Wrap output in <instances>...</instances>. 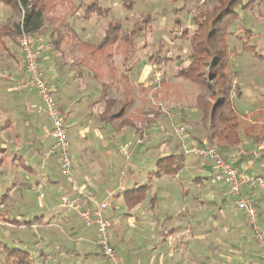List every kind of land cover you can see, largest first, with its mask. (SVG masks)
<instances>
[{
  "label": "crops",
  "instance_id": "1",
  "mask_svg": "<svg viewBox=\"0 0 264 264\" xmlns=\"http://www.w3.org/2000/svg\"><path fill=\"white\" fill-rule=\"evenodd\" d=\"M81 17V22L93 19L84 20V12ZM65 20V26L69 28L68 43L65 44L69 48L65 46L67 54L59 53L64 56V60L56 58L58 49L51 51L58 48V45L54 47L52 40L51 44L44 41L40 64L67 129L71 176L61 174L54 157L44 156L53 142L50 125L41 100L25 84L23 58L19 52L18 55L14 53L16 58L13 54L8 57L10 60L7 68L14 79L21 82V86L0 79V197L3 196L0 200V248L6 250L9 245H14L27 253L25 244L29 242L33 244L34 250L35 244H40L41 250H36L42 264H84L95 253L108 264L101 251L96 249V226H85L77 212L60 207V199L66 197L69 204L79 206L81 211L92 210L94 205L85 199L86 196H94L96 202L101 203L109 190H118L102 215L109 225L110 245L120 264H264L262 250L246 218L234 207L233 198L225 192V188L214 183L211 164L183 156L171 134L160 131L164 122L158 118L155 121L148 119L158 114L154 108L157 103L162 104L163 101L174 105L175 99L172 102L167 100L168 93L165 92L168 90L170 95L173 94L168 80L172 67L169 65L173 63L158 68L162 77L159 80L160 89L164 88V92L155 91L152 103L148 96L149 103L147 101L144 105L141 95L134 91L133 104L141 112L135 119L130 118L131 114H126L133 126H125L120 119V126L114 127L113 123L117 120L113 123L102 121V118L105 120L102 115L105 110L102 106L106 107L105 99L114 100L108 93H104L109 89L102 78L88 73L83 77L81 72L76 74L79 78H72L75 75L71 74V67L76 64L73 56L84 49L88 52L100 50L95 45L102 36L96 37L95 30L82 28L84 22L80 25L79 36V25L72 29L69 18ZM43 27L47 28L45 25ZM93 35L96 43L89 41ZM114 47L118 49V45ZM125 50L127 48L120 52ZM146 64L138 69L141 80L137 78L136 81L140 84L141 81H147L145 85H148V70L152 69L148 67V61ZM174 64L177 67L179 62ZM174 69L176 71L177 68ZM124 74L131 76L129 72H122L121 76ZM170 77L172 79V75ZM133 86L140 87L137 84ZM123 94L121 88L117 99L123 98ZM124 99L128 102L127 98ZM139 105H143L142 108ZM117 111L115 108L112 110ZM239 118L245 119L241 116ZM141 121L149 124L147 135H142H145L144 139L149 137L144 150L141 144L133 142L140 131ZM189 127L186 124L179 126L183 129L179 136L184 141L197 143L186 133ZM256 137L245 136L243 143L253 148V145L259 144ZM243 143L238 146L241 147ZM120 148L125 149L126 155L119 151ZM118 156L123 161L119 162ZM166 156L177 158V168L174 167L177 171L153 176L158 160ZM245 156L240 158L239 163L234 162L241 169L253 160L251 156ZM138 161L143 166H155V170L148 174L149 183L141 184L133 178V185L128 188L126 172L121 171L118 180L116 167L121 164L126 169ZM253 173L263 176L264 169L260 174L254 167ZM143 185H149L146 200L137 208L127 211L122 195L127 190ZM214 188L218 192H225L222 198L219 193L215 195ZM214 195L220 198L219 202L218 198L213 200ZM252 197L257 205L259 223L264 224V190L253 193ZM12 220L28 222L29 225H16ZM31 236L35 238L32 242L29 241ZM5 257L8 263L13 259L7 254Z\"/></svg>",
  "mask_w": 264,
  "mask_h": 264
},
{
  "label": "rangeland",
  "instance_id": "2",
  "mask_svg": "<svg viewBox=\"0 0 264 264\" xmlns=\"http://www.w3.org/2000/svg\"><path fill=\"white\" fill-rule=\"evenodd\" d=\"M203 1L207 0H132L131 10H127L123 6V0H100V2H92V0H45L44 25L47 28H44L38 34L42 36L41 43H43V45L44 41L46 44L49 42V44H51L50 37L52 35L57 34L60 36V46H62L63 49L58 46L55 56L59 60H64V56H61L59 53L63 52V54H67L66 48H69L68 45L65 44L66 42L68 43L69 37V28L65 26V23H67L65 20L66 17L69 18L68 22L72 29H76L79 25L78 35L81 36V33H79L81 31L80 27L82 26L81 23L84 22H81L82 12L85 14L86 8L91 5H94L93 8L95 9L96 3L107 9L108 12L105 13V15L101 14L100 16H97L94 14L91 17L93 19L90 18V21H85L82 26V28L88 30H95L96 37H99L103 36V33L110 22L119 24L120 31L122 33H127L132 30L134 23L137 21H143V19L148 16L147 20L150 22L149 26H151V28H146L143 33L134 38V49L132 51L128 44L123 41H120L121 43L118 44V49L116 50L114 46L102 48L100 50H93L94 52H88L84 49L81 52H78V55L73 56L76 58V64L74 63L75 65L71 67V74L75 75L72 76V78L78 77V75H76L77 72H81L83 77L89 74L96 78H102V82L105 83L108 87L107 89H109L108 92L105 91L104 93H108V96L114 98V100L107 98L108 101L114 103L110 111L112 112L114 108L118 110L120 102L125 100L124 98H127L128 102H131V105L128 106L127 115L131 114L130 118L135 119L141 110H136V105L133 104L134 91L141 95V100L144 105L149 100V98L147 99L148 96H150L149 101L152 103V98L156 96L155 91L164 92V88L160 89L161 81L159 80L162 77L161 73L158 72L161 70H158V68H164L167 63H173L169 65L172 67L171 71L168 73V80H170L169 87H171L173 94L170 95L168 90L165 92L168 93L167 100L169 99V101L172 102V100L175 99L174 105L167 104L163 101H161L162 104L157 103L154 108L157 109L155 111H157L158 114L148 119L155 121L158 118L161 122H164L163 128L159 130L165 134H171L170 136L173 137L177 147L182 150L180 141V138L182 137L181 135L178 136L175 134L177 132L174 131V128H179V126H183V124L190 126L188 128L189 130L186 132L188 133L189 138L195 140L197 143L209 142V129L208 127H204L200 122V113L198 112L195 103L198 94H201L206 100H209L210 91L204 90V88H202V90L197 89V87L189 81L176 77L177 69L185 66L189 61L188 54L190 52V46L187 38L182 39V32L187 30L188 35L192 33L195 28L192 16L197 13L198 6H200ZM249 1L252 0H243L242 4L246 5ZM254 2L253 6L249 9H244L243 7L236 8L238 19L229 28L231 34L227 38V45L229 49V74L232 76L233 87L235 86L236 91L239 90L240 92V96H237L236 91L233 88L230 95L235 112L238 116L245 118L243 120L241 119L240 123V136L242 138V143L246 136L244 130L252 128V131H250L249 134L250 136L256 135V139H258L257 141L260 144L264 143V60L261 58L258 59L257 57H264V0H254ZM79 16L81 18H79ZM20 20V14L12 13L8 7L0 2V28L5 25L13 26V24H18ZM147 20H144V25L148 23L146 22ZM246 32H248L249 36L245 35ZM94 35L92 36L93 38H90L92 40L89 39L91 43L97 42L96 38L94 39ZM17 40L18 37L13 41L8 37L0 36V74L4 73L11 78L15 77L11 75L12 72H9L7 68V66L9 67L8 60H10L8 57L13 54V57L16 58L14 53L18 55L19 50L17 51ZM244 42L255 49L256 56H254L252 52H244L242 50ZM125 48H127L125 52H120ZM52 50L55 51V48L51 49V51ZM71 50L73 51L74 47ZM43 53L44 51L40 52V59L42 58ZM70 55L73 54L70 53ZM162 57L165 58V61L160 64L158 59L162 61ZM146 61L150 63L148 67H151L152 70H148V85H145L147 81H141V85L140 83H137L138 80H141L138 69L145 67V65H147ZM175 62H179L177 67L174 64ZM141 64H144V66ZM173 67L177 68L176 71ZM122 72H129L131 76L127 77L125 74L121 76ZM171 75L172 79H170ZM137 78L138 80L136 81ZM25 84L27 85V78H25ZM133 84H137V86L140 87H135ZM19 85L21 86V82ZM27 86L29 87V85ZM111 88L114 89V91H112ZM121 88L124 90V94L122 95L123 98L119 100L117 99V93ZM103 89L101 90V94ZM107 99H105V101H107ZM139 106L142 108L143 105ZM102 107L105 109L104 106ZM151 113H153V111ZM145 115L148 116L149 114L146 113ZM119 121L120 119H117L116 123H113L114 127L119 125ZM148 126L149 124L147 125L144 121H141V124H139V135L137 134V138L133 140L136 144H141L140 146H142L143 150L147 141H149L147 139L149 138L148 136H146V139H144L145 135L142 137L143 134L147 133L146 129ZM142 131H144V133ZM183 132L185 133V131ZM185 143L187 144L190 142L186 141ZM209 143L218 146L216 141ZM245 143L246 142H244L241 147L237 146L228 151L223 149L221 155L233 163L236 161L239 163L240 158L246 157V154L248 157L251 156V153H248V151H254L257 148V145H253L252 148L251 146H246ZM122 149L126 154L125 149ZM160 152H162V150H160ZM242 152L244 154H242ZM118 158H120L119 162L123 161L121 156H118ZM187 158H194L198 162L203 160L195 156H187ZM252 162L253 168H257L258 173L261 174L262 168L264 169V151L261 152V158L259 160H252ZM123 170L126 172V186L131 188L133 185V178L138 179L141 184L149 183L147 180L148 174L155 170V166H143L141 161H138L137 163L132 164V166L128 165L126 169H123L121 164H119L118 168L116 167L118 180L120 179L119 173L121 171L124 173ZM262 175L264 176V173ZM215 184L219 186L217 183ZM219 187L224 188L223 186ZM224 190L225 192L227 191L226 189ZM213 192H215V195L216 193H219L221 198L225 193L224 191L218 192L216 188H214ZM215 195L213 200L218 198ZM219 200L220 198L217 199L218 202ZM242 216L243 218L245 217L244 215ZM109 232L110 230H108V234ZM34 240V236H31L29 241L32 242ZM32 245L33 244L26 242L25 250L27 251V254L26 257L21 259V261L26 264H42L38 256V248L41 247L40 244H38V247H35L38 251L32 249ZM14 249H17L14 245H9L6 250H4L3 247L0 248V264L8 263L5 262L6 254L12 256L13 259L18 258L17 254L11 252V250ZM44 249L45 247L43 250ZM96 249L99 248L97 247ZM93 251H95L94 247ZM84 264H105V261L100 258L98 253H95V255L91 256Z\"/></svg>",
  "mask_w": 264,
  "mask_h": 264
},
{
  "label": "trees",
  "instance_id": "3",
  "mask_svg": "<svg viewBox=\"0 0 264 264\" xmlns=\"http://www.w3.org/2000/svg\"><path fill=\"white\" fill-rule=\"evenodd\" d=\"M195 1V0H187ZM243 0H212L203 1L198 6V11L192 16V21L195 26L190 35L188 31L182 32V39L187 38L190 52L188 54V64L180 67L176 71V77L189 81L197 89L210 91L209 100H206L201 94L196 96V108L200 113V122L204 127L209 129V142L216 141L217 149L222 154V150H231L237 147L242 142L240 136L241 119L236 114L231 92L233 88L232 76L229 74V49L227 38L231 34L230 26L238 19L236 8L243 7L249 9L253 6L254 0L249 1L246 5L242 4ZM0 2L9 8L14 14H20L21 20L13 26L5 25L0 28V36L8 37L15 41L22 28L26 33L36 34L44 29L45 17V0H0ZM123 6L127 10H131L132 0H123ZM91 5L86 8L84 19H90L92 15L100 16L107 13V9L97 5L93 8ZM148 19V16L145 17ZM137 21L133 24L130 32L122 33L119 24L110 22L107 29L104 31L101 40L95 45L98 49L109 48L118 45L123 41L128 44L131 51L134 49V38L143 33L146 28H151L148 20L144 25V20ZM246 36L248 32L245 33ZM130 37V39H129ZM50 39L53 41L54 47L61 45V37L52 35ZM58 49V48H55ZM129 49V51H130ZM242 50L244 52H252L256 56L255 49L243 43ZM258 56V55H257ZM262 56V55H261ZM263 57V56H262ZM258 56V59H263ZM165 61L162 57L161 63ZM236 91V89H235ZM237 96H240L239 90L236 91ZM114 105L111 101H106V107L102 115V121L113 123L117 119H121L125 126H133L126 118L129 102L126 100L120 102V107L117 112H111L110 109ZM109 106V107H107ZM251 129L244 130L246 136H250ZM183 140V139H182ZM181 141V139H180ZM185 143V141L183 140ZM177 158L175 156H166L158 160L156 171L153 176L162 174H172L177 171ZM174 167H176L174 169ZM264 178V176H259ZM149 185L136 186L127 190L123 195V202L127 211H131L140 206L147 198ZM3 196L0 197V200ZM257 207V205H255ZM16 225H29L28 222H19L12 220ZM18 255V258L11 259L7 264H26L21 259L26 257V252L18 249L11 250ZM10 256V255H9ZM12 257V256H10Z\"/></svg>",
  "mask_w": 264,
  "mask_h": 264
},
{
  "label": "built area",
  "instance_id": "4",
  "mask_svg": "<svg viewBox=\"0 0 264 264\" xmlns=\"http://www.w3.org/2000/svg\"><path fill=\"white\" fill-rule=\"evenodd\" d=\"M19 1V0H18ZM42 36L38 33L29 34L20 28L17 40V48L23 57L24 72L27 78V85L32 88L41 100L47 121L50 125V135L52 144L46 149L45 157H54L60 167L63 176H71V155L70 144L67 129L64 124L61 111L58 107L56 98L46 79L45 71L40 66V52L42 50ZM0 79L19 85L20 82L14 78L1 73ZM167 113V112H166ZM183 129L174 128L177 135ZM181 139L183 156H195L211 164L213 169V180L219 186H223L232 196L235 208L246 217L248 226L257 240L258 246L262 250L261 258L264 260V224L259 223L258 211L255 206L252 194L264 190V178L256 176L253 173V162L246 163L241 169L240 166L230 160L225 159L218 151L217 147L209 142L200 144H186ZM123 155H126L122 148L119 149ZM264 151V143L257 145V148L251 152V158L255 161L261 158V152ZM242 154H244L242 152ZM122 192V189L119 188ZM79 195L82 193L77 190ZM118 193V190H109L106 199L97 203L94 196L88 195L85 199L94 205L92 210H79V206L71 205L66 197L60 199V207L64 209H73L85 226L94 224L97 230L96 246L102 253V256L108 264H120L117 256L110 245L108 234V223L103 218V212ZM2 206L0 205V209ZM35 244V247H38ZM41 250V247L38 248ZM37 249V250H38Z\"/></svg>",
  "mask_w": 264,
  "mask_h": 264
}]
</instances>
